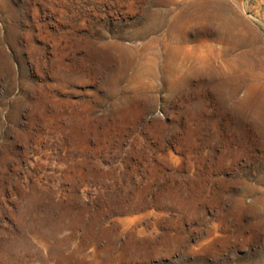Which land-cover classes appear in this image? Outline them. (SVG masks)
I'll list each match as a JSON object with an SVG mask.
<instances>
[{
  "label": "rangeland",
  "instance_id": "rangeland-1",
  "mask_svg": "<svg viewBox=\"0 0 264 264\" xmlns=\"http://www.w3.org/2000/svg\"><path fill=\"white\" fill-rule=\"evenodd\" d=\"M0 264H264V0H0Z\"/></svg>",
  "mask_w": 264,
  "mask_h": 264
}]
</instances>
